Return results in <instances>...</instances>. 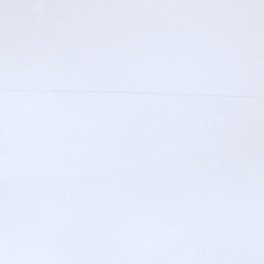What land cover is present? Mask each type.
I'll list each match as a JSON object with an SVG mask.
<instances>
[{
    "label": "snow or ice",
    "instance_id": "snow-or-ice-1",
    "mask_svg": "<svg viewBox=\"0 0 264 264\" xmlns=\"http://www.w3.org/2000/svg\"><path fill=\"white\" fill-rule=\"evenodd\" d=\"M0 264H264V0H0Z\"/></svg>",
    "mask_w": 264,
    "mask_h": 264
}]
</instances>
